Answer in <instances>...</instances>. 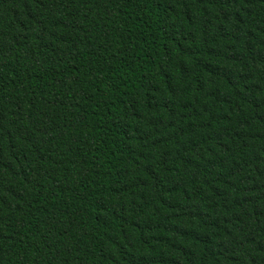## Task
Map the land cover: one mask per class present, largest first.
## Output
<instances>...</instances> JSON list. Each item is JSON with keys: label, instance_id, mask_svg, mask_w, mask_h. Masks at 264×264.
Listing matches in <instances>:
<instances>
[{"label": "trees", "instance_id": "obj_1", "mask_svg": "<svg viewBox=\"0 0 264 264\" xmlns=\"http://www.w3.org/2000/svg\"><path fill=\"white\" fill-rule=\"evenodd\" d=\"M0 264H264V0H0Z\"/></svg>", "mask_w": 264, "mask_h": 264}]
</instances>
